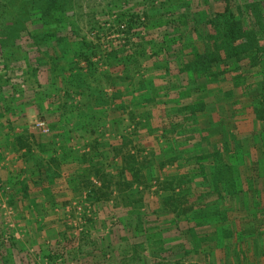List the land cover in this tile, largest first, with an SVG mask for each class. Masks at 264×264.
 I'll use <instances>...</instances> for the list:
<instances>
[{
	"label": "rangeland",
	"instance_id": "1",
	"mask_svg": "<svg viewBox=\"0 0 264 264\" xmlns=\"http://www.w3.org/2000/svg\"><path fill=\"white\" fill-rule=\"evenodd\" d=\"M222 3L70 0L50 22L54 35L37 42L45 25L29 6L0 0V166L50 162L53 147L78 159L61 134L110 133L116 120L121 133L79 149L81 160L104 154L107 166H89L120 191L106 218L90 228L100 211L90 201H0V264H85L87 245L117 241L148 247L138 264H264V69L243 65L232 84L231 66L213 63L219 78L204 80L196 54L202 21Z\"/></svg>",
	"mask_w": 264,
	"mask_h": 264
},
{
	"label": "crops",
	"instance_id": "2",
	"mask_svg": "<svg viewBox=\"0 0 264 264\" xmlns=\"http://www.w3.org/2000/svg\"><path fill=\"white\" fill-rule=\"evenodd\" d=\"M82 122L83 121H81L80 123ZM118 124L119 122L117 120L115 121V123H108V126L113 125L114 128L109 129L110 133H98L102 134V137H96L98 134H88L90 130H88L87 132L85 130L84 132L80 133L74 131L66 135L61 134L57 136L56 140L58 142H67L70 144L69 149H72V152H74V154L80 155L78 159H76L77 156L76 158L63 157L64 155L60 154L61 152L58 150V147H53V149L55 148L57 150L54 151L55 157L57 158L52 159L50 162L44 158H25L24 161H19L20 164L18 165V168L14 164L13 168L11 167V164L14 160L12 157L10 160L4 163V165L10 166L9 171L11 173H14L15 175L17 174V176L11 179L10 177H8V172L2 174L1 170L3 169L2 166L4 165L0 166V181L2 183L0 184V201H24V203L29 206H31V201H62L60 203L61 205H65L68 202V205L71 206L72 209H74V203L83 206L85 205L86 201H90L92 202L93 207H96V209L98 207V209L100 210L99 212H96L97 214L95 213L94 216H90V218L88 219L90 228H93L94 222L100 220V217L106 218V216H103L102 212H107V207L112 206L113 204L111 202H115L116 198H118L117 194H121L119 193L120 191H118V188L114 183L109 181L107 178L98 175L99 170H95L89 166V162H91L92 160H94V164H96V166L98 167H100L101 164L104 167L107 166L105 164V159L102 158L104 154H97V157L95 158L90 157L88 153H84L83 155L85 156L89 155L87 157L88 159L81 160L82 156L79 152V149L82 148L83 151L87 150L89 148V145H87L86 143H92L94 141H102L103 143L107 141H117L121 134L120 131H118ZM100 126L102 131H105L107 120L104 119L102 125ZM10 138L11 137H9V139ZM25 150L26 149L23 147L19 148V151L21 153ZM81 167H84V169L90 167V171L87 172V175H85L83 168L79 170ZM50 172H53V178L50 177ZM77 175H79L80 177H78ZM64 201L67 202L64 203ZM99 207H101V209ZM29 210V207H27L25 210V216H27V218L24 220L25 222H34L36 219L33 218L31 213L29 214ZM93 232L91 229L90 233H88V237H91ZM103 235L104 233L100 235L99 239L103 238ZM116 244L118 245H114L107 251L104 250L105 246L102 248L97 247V244L93 246L87 245L85 251L83 250V252H81L82 254L80 255L84 258L85 264H138L139 259L143 260L145 258L142 253L148 251V247H140L136 244L134 245L133 243L130 246L129 250L126 247H120L118 241L116 242ZM117 248H119L120 251ZM162 249L164 250L167 248L163 247ZM109 251H112L110 261L107 260L106 263H98L100 259H104L107 257L108 254L106 252ZM166 251L164 252L166 253ZM153 253L154 251L151 249L149 254H151L152 258ZM165 253L163 254L164 256ZM73 254H78V250H76ZM79 257L80 256L78 255L77 259Z\"/></svg>",
	"mask_w": 264,
	"mask_h": 264
},
{
	"label": "trees",
	"instance_id": "3",
	"mask_svg": "<svg viewBox=\"0 0 264 264\" xmlns=\"http://www.w3.org/2000/svg\"><path fill=\"white\" fill-rule=\"evenodd\" d=\"M218 1L223 2L221 9L202 21L208 31L198 32L202 45L197 48L196 54L200 57L201 67L204 65L202 70L206 71L201 75L204 80L205 77L206 80L209 77L216 79L219 75L217 71H210V65L213 63L230 65L227 71L229 80L232 84H239L242 80L243 65H250L252 71L264 69V0ZM16 2L13 0L14 7L29 6L30 11L35 13L37 19L45 25L44 33L36 38L38 42L54 35L52 29L55 27H52L50 22L58 20L60 23L64 19L61 14L70 0H19V4ZM10 15H12L10 18L14 19L13 25L17 24L16 11ZM8 29L11 31L13 27ZM13 30L18 31V27H14ZM224 60L232 62L226 64ZM206 65L209 67L206 68ZM218 72L224 73V71ZM258 84L264 86V77L260 83L255 81V85ZM257 101L260 100L254 103ZM121 184L127 185L128 182L124 181Z\"/></svg>",
	"mask_w": 264,
	"mask_h": 264
},
{
	"label": "built area",
	"instance_id": "4",
	"mask_svg": "<svg viewBox=\"0 0 264 264\" xmlns=\"http://www.w3.org/2000/svg\"><path fill=\"white\" fill-rule=\"evenodd\" d=\"M37 126H38L42 131H44V132H47V131H48V129H47V127H46V125H45V123H44L43 121H39V122L37 123Z\"/></svg>",
	"mask_w": 264,
	"mask_h": 264
}]
</instances>
